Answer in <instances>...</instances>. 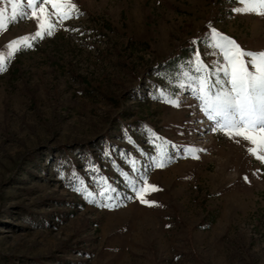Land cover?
<instances>
[{
	"label": "rangeland",
	"instance_id": "374dc122",
	"mask_svg": "<svg viewBox=\"0 0 264 264\" xmlns=\"http://www.w3.org/2000/svg\"><path fill=\"white\" fill-rule=\"evenodd\" d=\"M73 2L78 18L11 56L36 31L27 0L0 28V264H264V163L177 86L194 51L221 60L209 25L264 50V15L238 0ZM143 174L152 206L132 191ZM107 186L115 206L90 202Z\"/></svg>",
	"mask_w": 264,
	"mask_h": 264
},
{
	"label": "snow or ice",
	"instance_id": "6c2138e0",
	"mask_svg": "<svg viewBox=\"0 0 264 264\" xmlns=\"http://www.w3.org/2000/svg\"><path fill=\"white\" fill-rule=\"evenodd\" d=\"M11 16L8 17L0 9V28L5 27L7 20L15 21L18 16L27 13L22 10L23 0H9ZM239 7L232 11L246 14L264 15V0H238ZM51 6V11L49 7ZM30 18L36 21V31L31 36L10 41L9 56L21 47H31L32 41L43 39L45 35L52 36L57 23L78 18L80 12L73 0H27ZM55 17L56 23L51 17ZM210 28L208 38L210 47L218 51L221 60L214 62L209 68L201 59L200 52L194 51L189 60V66L179 70L178 87L190 86L194 98L199 102L198 107L210 121L213 132H221L229 138H242L250 147L247 152L264 163V50L250 51L240 47L235 39L219 32L215 27ZM78 31V29H68ZM197 43V41H193ZM4 57L0 55V71H3ZM162 95H167L161 90ZM165 102L179 107V100L169 97ZM239 143V140H236ZM189 150L195 149L189 146ZM167 153L163 147L153 159L155 167H164ZM198 158V157H194ZM135 161H133V170ZM247 180V177H245ZM135 198L140 203L152 206L155 201L147 199L151 192L158 191L156 185L148 182L147 175H141L131 184ZM80 191L81 189H75ZM114 190L102 187L97 192H88L92 197L90 202L97 203L96 196L103 198V207L115 206V196L110 195Z\"/></svg>",
	"mask_w": 264,
	"mask_h": 264
}]
</instances>
